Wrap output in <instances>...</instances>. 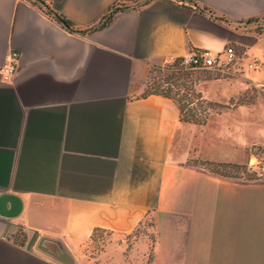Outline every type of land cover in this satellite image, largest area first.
I'll return each mask as SVG.
<instances>
[{"label":"crops","instance_id":"crops-1","mask_svg":"<svg viewBox=\"0 0 264 264\" xmlns=\"http://www.w3.org/2000/svg\"><path fill=\"white\" fill-rule=\"evenodd\" d=\"M227 45L246 72L220 101L264 85V0H0V68L20 53L0 81V264H264V178L208 169L240 163L234 139L224 157L180 153L196 124L145 94L151 63ZM97 230L128 253L85 252Z\"/></svg>","mask_w":264,"mask_h":264},{"label":"rangeland","instance_id":"rangeland-1","mask_svg":"<svg viewBox=\"0 0 264 264\" xmlns=\"http://www.w3.org/2000/svg\"><path fill=\"white\" fill-rule=\"evenodd\" d=\"M174 66L175 59L151 63L145 80V94L170 93L181 101L185 117L198 122L206 119L202 125H191L184 129L183 142L177 143L180 146V153L188 151L192 146L194 149L197 147V150L203 146V155L224 157L231 153L234 139L238 141V149L234 148L233 154L240 163L205 162L208 169L233 172L242 179L264 178V85H251L241 96L220 101L217 93L225 94L224 88L227 85V90H235L237 88L234 86L235 78L246 72L241 63L228 65L222 70L189 69L186 72L171 69ZM198 93L202 95V98H197ZM252 104L256 106L252 107ZM241 105L245 107L239 109ZM195 154L193 152V155ZM146 228H141V232L150 234L148 238H150L151 246L154 233L150 231L151 228ZM12 240L26 247L29 242L20 228L12 235ZM51 243L38 241L36 238L31 249L37 247L39 253L55 261L69 262L65 248L61 244ZM111 244L122 245L126 254L132 246L128 247L121 243L120 238L113 239L109 233L100 231L94 235L89 245H85L84 251L88 252L92 249L100 254ZM150 259L151 251L148 252L147 262Z\"/></svg>","mask_w":264,"mask_h":264},{"label":"built area","instance_id":"built-area-1","mask_svg":"<svg viewBox=\"0 0 264 264\" xmlns=\"http://www.w3.org/2000/svg\"><path fill=\"white\" fill-rule=\"evenodd\" d=\"M181 65L187 69H215L222 70L231 64L238 63V55L236 49L232 45H227L222 51L213 49H197L190 50L180 57ZM20 65V53L11 51L6 62L0 68V81L3 84H9L16 75ZM253 67V64H249Z\"/></svg>","mask_w":264,"mask_h":264},{"label":"trees","instance_id":"trees-1","mask_svg":"<svg viewBox=\"0 0 264 264\" xmlns=\"http://www.w3.org/2000/svg\"><path fill=\"white\" fill-rule=\"evenodd\" d=\"M58 18L61 20V21H63L64 22V24L68 27V28H70V29H74L75 28V24L72 22V21H70V20H68V19H66V18H64L63 16H61V15H58ZM109 19H110V17L105 21V23H108V21H109ZM181 59L180 58H177V59H175V66L174 67H172L171 69H173V70H184L185 72L187 71V70H189V69H187V68H185L184 66H182L181 65V61H180ZM178 72V71H177ZM151 93H157V94H161V95H164V96H166V97H169V98H172V99H174V100H177V102H178V104H179V108H180V113H181V120L182 121H185V122H190V123H195V124H204L205 122H206V119H204L202 122H198V121H196L195 119H192V118H189V117H185L184 115H183V112H184V107H183V105L181 104V101L180 100H178L175 96H173L172 94H170V93H167V92H151ZM148 94V93H147ZM197 98H202V95L200 94V93H198L197 94ZM204 103V102H203ZM209 105L211 104L210 102H207ZM97 232H100V230H97V231H95V233L94 234H97Z\"/></svg>","mask_w":264,"mask_h":264},{"label":"water","instance_id":"water-1","mask_svg":"<svg viewBox=\"0 0 264 264\" xmlns=\"http://www.w3.org/2000/svg\"><path fill=\"white\" fill-rule=\"evenodd\" d=\"M37 236H38V233L34 232L33 236L30 238V240H29V242L27 244V248L28 249H31V247H32L34 241L36 240Z\"/></svg>","mask_w":264,"mask_h":264}]
</instances>
